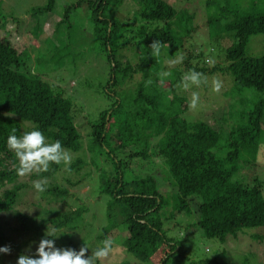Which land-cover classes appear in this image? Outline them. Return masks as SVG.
<instances>
[{"label": "trees", "instance_id": "trees-1", "mask_svg": "<svg viewBox=\"0 0 264 264\" xmlns=\"http://www.w3.org/2000/svg\"><path fill=\"white\" fill-rule=\"evenodd\" d=\"M124 1L45 0L43 5L27 11L32 18L61 11L55 17V30L63 25L69 30L74 24L80 26L101 46L110 65L104 92L114 102L98 114L87 136L90 137L88 147L94 145L110 162L111 169L98 176V189L100 196L107 197V216L120 217L116 230L121 229L123 235L118 238L119 245L139 261H148L154 256V259L158 257L157 264H167L171 256L181 251L178 241L172 243L163 230L160 215L167 203L172 206L168 218L181 214L191 216L189 226H196L206 238L222 243L227 238L236 240L240 235H248L252 242L262 238L264 234L256 230L264 228V179L251 175L248 166L253 167L259 159L264 135V54L250 55L247 45L251 36L264 35V0H241L242 3L240 0H202L205 9L218 5L216 15L205 21L207 37H212V44L219 49L214 53L203 43L198 47L190 43L188 48L184 47L195 31L194 15L187 10L181 11L168 0H129L134 10L122 20L116 12ZM82 5L86 6L87 13L81 11ZM10 18L20 22L16 17ZM156 39L165 44L160 57H153L148 47ZM128 47L138 56L136 64L116 57L119 49ZM181 53L185 59L175 65L176 72L162 78L159 73L165 68L162 58L174 59ZM35 55L33 52L34 58ZM27 66L30 65L18 48L0 38V219L2 213L19 203L20 194L26 188H33L32 183L18 182L19 176L13 168L14 154L6 143L13 129L19 136L36 128L47 141L59 140L65 149L78 151L83 147L74 123L72 101L58 90L56 83H50ZM190 69L207 78H217L225 72L232 78V87L237 93H231L230 102L219 113L212 110L211 115L215 114L212 122L185 116L190 100L178 94V90L183 89L181 78ZM137 73L141 78L131 98L134 109L128 110L118 124L116 115L122 105L116 99L114 88ZM148 80L152 83L146 86ZM209 85L208 82L199 88L192 86V90L205 92ZM243 90L256 91L253 105L243 104L245 93H240ZM152 156L159 158L164 166L158 176L153 171L156 166L148 160ZM134 158L149 161L152 172L143 176L130 174L125 160ZM82 162L81 158L75 159L68 168L79 170ZM59 167L51 164L49 171L32 173L30 178L51 177ZM67 183L72 187L82 186L80 181L67 180ZM165 186L170 189L164 191ZM169 193L171 203L164 198ZM68 194L67 187L47 185L46 191L39 193L42 201L39 200L34 211L14 213L18 227L12 230L30 233L31 237L16 241L0 226V246L7 245L11 251L20 253L31 240L43 238L47 228L56 230L58 237H47L56 241L62 232L77 227L88 211L86 202L76 207L68 205L66 211L59 213L43 207L55 201L67 206ZM40 203L42 212L44 208L50 210L45 209L43 214L36 211ZM114 230L110 225L102 226L97 238L100 242L110 238ZM161 250L162 256L157 255ZM207 262L230 264L216 258ZM0 264L5 263L0 260Z\"/></svg>", "mask_w": 264, "mask_h": 264}, {"label": "rangeland", "instance_id": "rangeland-1", "mask_svg": "<svg viewBox=\"0 0 264 264\" xmlns=\"http://www.w3.org/2000/svg\"><path fill=\"white\" fill-rule=\"evenodd\" d=\"M234 1L237 2L238 0ZM168 2L180 7L181 11L187 10L194 15L193 25L195 31L191 34L190 42H185L184 47L188 48L189 43L193 47H198L200 43H203V46L211 53L219 50L217 46L212 44V37H207L205 27V21L209 17L216 15L218 5L212 4L205 9L202 0H168ZM240 2L242 3L241 0ZM44 3L45 0H0V11H2L0 13V38L7 39L12 45L16 46L23 60L26 61L27 65H30L29 67L27 66L29 69L35 70L36 74L50 83L52 81L56 83L59 86L58 90H61L62 94L72 101L74 123L80 133V140L84 141H81L83 147L78 151L66 149L72 156V162L78 158L83 159V167L79 170L66 171V166L61 163L57 172L47 178V185L57 184L67 187L69 194L65 199L67 206L60 201H55L50 204H44L43 207H51V209L59 213L66 211L68 205L76 207L80 202H86V209L88 210L86 215L81 217L77 227L65 230L59 235V238L54 241L55 246L57 248H72L78 251L85 244L89 247L87 255H90L92 249L100 246V240L97 236L101 232V227L110 225V227L115 228L110 235V238L114 241L113 250L107 258L98 261V264H119L122 262L157 264L158 257L154 259L155 257L152 256L151 260L139 261L119 245L118 238L123 235L122 231H120L121 229L117 231L120 226V217L111 219L107 216V197L99 195L98 176L101 172H108L111 167L108 157L102 154L98 148H95L94 145H91L90 148L88 147L90 137L88 138L87 135L97 120L98 114L103 110L109 109L114 102V98L108 97L104 92L109 79L110 65L102 52L101 46L80 26L74 24L69 30L63 25L55 30V17L60 16L61 11L45 13L37 17L33 16V18L28 15L27 11ZM134 7L129 0H125L122 6L118 8L116 14L120 19L126 20L128 12L134 10ZM80 9L82 12H88L85 5H82ZM10 17H16L20 22H15ZM247 47L249 54L252 56L264 54V35L251 36ZM197 50L198 48H195L196 53ZM33 52L36 54L35 58ZM116 57L120 61L127 59L132 64L138 62V56L131 47L119 49ZM171 59L173 58H167L166 56L162 58V66L165 65V68L162 67L159 73L170 72L172 74L176 72L175 65L168 64ZM140 78L141 74L137 73L132 78H126L122 84L114 88L117 90V92L113 91L117 93L116 99L119 105L120 102L122 105L119 109L120 112L116 115L118 124L124 120V115L128 110L132 111L134 109L131 98H133V92ZM212 79V77L208 78L210 85L207 91L200 92L197 90L198 93H202L200 95V103L197 109L192 110L189 108L185 113V116L189 119L205 118L209 121L212 120L215 115H211L212 110L216 112L219 109H224L225 104L230 102L232 98L231 93H237L232 87L233 82L229 73L225 72L217 77L223 84L219 92L212 90ZM192 92V87L188 90H178V94L186 95L189 100ZM240 93H245L243 104L251 106L255 103L256 91L243 90ZM169 97H171V94ZM138 159L140 158H134L132 161L125 160L130 174L143 176L151 173L152 170L149 169L150 166L148 165L149 161H140ZM148 160H151L156 166L153 171L158 176V173L164 167L162 161L154 156ZM248 168L251 175H258L261 179H264V135L259 148V159L253 167L248 166ZM18 178V182L26 181L31 184L34 181V179L30 178V175ZM67 180L69 182L80 181L82 186L72 187L68 185ZM169 189L170 187L168 186L163 187L164 191ZM165 196H168L164 198L171 203L170 193ZM19 199V203L14 205L10 211L2 213L0 226L5 234L12 236L16 241H24L29 239L31 234H19L12 230L18 227L14 213L19 211L31 213L35 210V205L37 204V207L38 202L42 201V197L40 199L35 189L28 187L20 194ZM39 206L40 208H37L36 211L41 214L45 212V209L50 210L49 208H44L42 212V203ZM166 206L160 215L163 221V230L166 232L167 237L172 240H170L172 243L178 241V245L181 246V251L177 252L176 256H171L166 262L167 264H215L214 262H207L215 258L230 264H238L243 261L248 262V264H264L263 235H261L262 238L260 237L254 242L251 241L248 235H240L236 240L227 238L228 241L226 240L222 243L218 239L204 237L196 226H189L192 223L191 216L181 214L178 217L168 218L172 206L169 203ZM110 220L112 221L110 222ZM256 231L264 234V228ZM40 240L39 238L31 240L20 253L17 251H10L9 254L0 253V260L2 263L12 264L16 262L18 256L22 253L34 255ZM163 250L160 251L161 253L157 251V255L162 256ZM222 252L224 253L222 254Z\"/></svg>", "mask_w": 264, "mask_h": 264}, {"label": "clouds", "instance_id": "clouds-1", "mask_svg": "<svg viewBox=\"0 0 264 264\" xmlns=\"http://www.w3.org/2000/svg\"><path fill=\"white\" fill-rule=\"evenodd\" d=\"M152 51L153 57H160L162 50L165 48L164 42L156 39L148 46ZM169 47V46H168ZM184 55L178 54L174 59L168 61L169 65L180 64L184 61ZM211 63V60H209ZM160 76L166 78L171 76L170 72H161ZM162 82V81H161ZM146 86L152 83L151 80L145 82ZM208 78L201 72L194 69L186 71L182 78L180 86L184 90L190 89L192 86L199 88L206 85ZM212 90L219 92L222 88V81L213 78L211 81ZM200 103V95L193 91L188 107L192 110L197 109ZM16 129L12 130V134L7 137V148L14 154L15 162L13 168L19 177H25L32 173L37 175L49 171L51 164L63 163L66 171H70L68 165L72 161V156L66 150L59 140L50 142L46 140L43 132L33 128L30 131H23L21 135L15 134ZM48 180L43 177L32 182L36 192L43 193L46 191ZM55 229H46L44 237L38 243L34 255L20 254L16 260V264H97L109 256L113 250L114 241L111 238H105L100 242V246L91 250V254L87 255L89 247L83 245L79 250L72 248H57L53 239L47 237H58ZM11 251L9 246L0 247V253L9 254Z\"/></svg>", "mask_w": 264, "mask_h": 264}]
</instances>
